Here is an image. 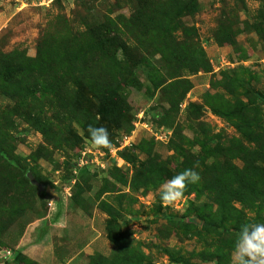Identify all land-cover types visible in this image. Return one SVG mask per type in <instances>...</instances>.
Masks as SVG:
<instances>
[{
    "label": "rangeland",
    "instance_id": "374dc122",
    "mask_svg": "<svg viewBox=\"0 0 264 264\" xmlns=\"http://www.w3.org/2000/svg\"><path fill=\"white\" fill-rule=\"evenodd\" d=\"M0 153V264H232L264 222V0H0Z\"/></svg>",
    "mask_w": 264,
    "mask_h": 264
},
{
    "label": "clouds",
    "instance_id": "9594fccd",
    "mask_svg": "<svg viewBox=\"0 0 264 264\" xmlns=\"http://www.w3.org/2000/svg\"><path fill=\"white\" fill-rule=\"evenodd\" d=\"M88 142L95 148H111L109 130L104 126L87 128ZM201 179L199 172L186 168L160 186V200L173 205L184 197L189 184H196ZM232 264H264V222L245 223L241 225L233 241Z\"/></svg>",
    "mask_w": 264,
    "mask_h": 264
},
{
    "label": "water",
    "instance_id": "95a60500",
    "mask_svg": "<svg viewBox=\"0 0 264 264\" xmlns=\"http://www.w3.org/2000/svg\"><path fill=\"white\" fill-rule=\"evenodd\" d=\"M27 176L32 184L37 185L40 189H43V186L38 183V181L34 178L31 173H28Z\"/></svg>",
    "mask_w": 264,
    "mask_h": 264
},
{
    "label": "trees",
    "instance_id": "16d2710c",
    "mask_svg": "<svg viewBox=\"0 0 264 264\" xmlns=\"http://www.w3.org/2000/svg\"><path fill=\"white\" fill-rule=\"evenodd\" d=\"M0 155L3 156L2 153H0ZM205 226H206V227H209V228H211V229H214V230H218V229H219L218 226H217L215 223H213V222L205 223Z\"/></svg>",
    "mask_w": 264,
    "mask_h": 264
}]
</instances>
